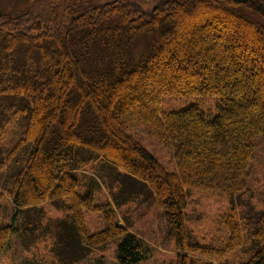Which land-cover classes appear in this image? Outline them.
<instances>
[{
  "label": "trees",
  "instance_id": "1",
  "mask_svg": "<svg viewBox=\"0 0 264 264\" xmlns=\"http://www.w3.org/2000/svg\"><path fill=\"white\" fill-rule=\"evenodd\" d=\"M225 25L226 37H201ZM255 43L262 52L245 61ZM192 95L220 97L217 113L162 111L163 97ZM141 128L168 150V171L134 137ZM263 132L264 0H160L149 16L119 0H0V255L17 219H34L48 200L66 210L77 247L122 237L117 264L140 263L141 240L108 203L79 194L76 173L89 169L118 192L137 186L130 176L148 184L175 264H221L231 253L264 264V209L249 205L259 178L252 139ZM194 191L231 203L216 222L217 246L186 235L185 194ZM84 210L100 211L105 228L89 234Z\"/></svg>",
  "mask_w": 264,
  "mask_h": 264
},
{
  "label": "rangeland",
  "instance_id": "2",
  "mask_svg": "<svg viewBox=\"0 0 264 264\" xmlns=\"http://www.w3.org/2000/svg\"><path fill=\"white\" fill-rule=\"evenodd\" d=\"M85 1L105 4L114 0ZM119 1L127 2L134 7L137 13L149 16L160 0ZM216 17L224 19V24L234 25V22L225 19L223 16L215 15ZM222 28L224 31L217 33L205 31L201 37H214L215 35L226 37L230 34L226 25ZM136 45L141 49L143 43L138 41ZM253 48L259 52L263 50L261 46L255 43L252 48L243 52V55L246 54L247 57L245 61L251 57L250 53ZM145 102L142 99L138 102L137 107L143 108ZM220 102L221 98L218 96H165L162 98L161 108L163 112H168L194 106L205 114L214 116ZM137 107L130 105L128 109L133 110ZM144 130L145 128H141L133 132L134 137L168 171L170 159L168 150L156 146L154 139L146 135ZM252 143L254 153L250 168L260 179L258 178L255 182L256 186L253 193L255 196L249 199V205L260 211L264 209V132L254 136ZM76 177L79 183L78 192L81 196L91 194L94 205L108 203L114 212L116 221L128 233L141 240L144 245V253L143 260L138 264H175L179 252L175 247L174 238L163 211L158 207L156 199L145 181L130 176L137 182V186L130 187L127 191L123 189L118 192V188H108V184L100 180L89 169L80 170L76 173ZM117 193L121 201L120 204L114 199ZM185 196L184 225L188 239L205 246H217V238L214 235L216 222L231 208L229 199L220 192L194 191L186 192ZM33 208L35 209L31 210V214L34 215V219L24 222L19 218L17 219L16 231H13L9 236L7 246L0 255V264H117L116 248L122 237L100 246L81 244L77 247L75 237L65 229L68 226L67 223L69 224L65 209L54 207L48 200ZM82 215L84 227L89 234L98 233L105 228L104 216L100 211L84 210ZM50 220L53 222L51 223ZM240 227L244 239L246 237L244 224L240 223ZM211 260L213 264H220L214 259ZM245 260L246 258L231 253L220 259V262L221 264H238Z\"/></svg>",
  "mask_w": 264,
  "mask_h": 264
}]
</instances>
